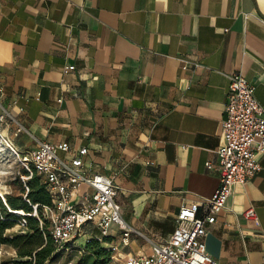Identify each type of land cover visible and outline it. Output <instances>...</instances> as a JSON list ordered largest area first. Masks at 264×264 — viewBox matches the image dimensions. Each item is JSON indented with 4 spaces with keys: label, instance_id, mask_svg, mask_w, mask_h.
I'll use <instances>...</instances> for the list:
<instances>
[{
    "label": "crops",
    "instance_id": "crops-1",
    "mask_svg": "<svg viewBox=\"0 0 264 264\" xmlns=\"http://www.w3.org/2000/svg\"><path fill=\"white\" fill-rule=\"evenodd\" d=\"M236 70L264 106V0H0L4 132L21 152L38 140L67 142L62 157L87 147L83 171L118 189L128 241L116 223L107 236L122 258L166 241L180 203L217 187ZM257 158L207 224L205 250L219 264H264V152ZM90 193L80 182L71 200ZM250 205L257 219L244 215Z\"/></svg>",
    "mask_w": 264,
    "mask_h": 264
},
{
    "label": "built area",
    "instance_id": "built-area-1",
    "mask_svg": "<svg viewBox=\"0 0 264 264\" xmlns=\"http://www.w3.org/2000/svg\"><path fill=\"white\" fill-rule=\"evenodd\" d=\"M227 77L224 116L220 121L221 143L216 151L219 167L217 187L207 198L182 201L176 213V225L168 239L154 243L149 253L126 256L123 264H219L205 250L203 237L207 224L213 222L226 205L232 185L247 180L260 169L257 153L264 152V106L255 96V84L238 70L228 73ZM4 115L9 116L6 110ZM20 127L18 124L16 129ZM2 138L22 165L23 198L30 203L26 195L27 180L34 173L40 175L45 183L51 203L43 204L42 211L49 217L50 232L58 245L75 238L88 224L99 229L100 239L107 235L114 223L124 229L122 242L127 243L130 229L126 228L120 214L117 186L112 177L105 173L83 171L82 156L87 151L86 146L77 148L68 157H62L58 151L67 152V142L38 140L33 147L21 152L8 137L3 135ZM211 164L210 160L206 161L208 167ZM80 182H85L91 188V193L89 198L75 203L71 195ZM6 193L9 191H4V195L0 193L3 203L19 217L11 228L16 232L24 231L26 215L38 217L37 203L31 204V211L11 208L6 202ZM243 213L248 218L257 219L252 205L245 208ZM39 220L42 221L40 217ZM112 248L115 249V246Z\"/></svg>",
    "mask_w": 264,
    "mask_h": 264
},
{
    "label": "trees",
    "instance_id": "trees-1",
    "mask_svg": "<svg viewBox=\"0 0 264 264\" xmlns=\"http://www.w3.org/2000/svg\"><path fill=\"white\" fill-rule=\"evenodd\" d=\"M27 185L26 195L30 203L22 195L11 193H6V202L11 208L23 211H31V204L37 203L38 217L26 215L27 223L24 231L7 234L6 230L11 228L19 217L6 208L0 197V244H10L14 248L15 256L10 260L11 264H53L62 252L57 251L58 244L53 239L50 229H47V221L42 220V205L51 203V198L40 175L34 173L27 180ZM22 189L25 191L23 186ZM109 240L107 235H103L100 239L95 235L87 237L83 242V247L73 248L80 252L73 264H108L111 249L101 244ZM66 261L68 262L69 259Z\"/></svg>",
    "mask_w": 264,
    "mask_h": 264
},
{
    "label": "rangeland",
    "instance_id": "rangeland-1",
    "mask_svg": "<svg viewBox=\"0 0 264 264\" xmlns=\"http://www.w3.org/2000/svg\"><path fill=\"white\" fill-rule=\"evenodd\" d=\"M0 182L5 186L6 191H9L11 194L22 195L23 189L21 186V177L20 174L23 173V168L19 162L17 156L5 145L3 142L2 136H6L4 132V127L6 123H9L8 116L4 115V108L0 104ZM36 216V215H34ZM42 220L47 221V229H50V221L47 215L42 216ZM92 231H97L93 229ZM91 228L88 229L85 226L82 227L80 234H77L75 238L67 241L63 245H58L57 251H61L60 254L53 262V264H73L75 259L78 257L80 252L74 250L73 248L77 247L80 244V247H83V242L89 236H93ZM17 233L12 228L7 232V234ZM104 247H109L111 249V258L108 264H123L124 258L119 255V250L113 244L102 243ZM115 246V249L112 248ZM70 254V255H69ZM15 256V250L10 244L1 243L0 244V264H11L10 260ZM69 257V258H67ZM69 259L67 262L66 260ZM71 262V263H69Z\"/></svg>",
    "mask_w": 264,
    "mask_h": 264
},
{
    "label": "bare ground",
    "instance_id": "bare-ground-1",
    "mask_svg": "<svg viewBox=\"0 0 264 264\" xmlns=\"http://www.w3.org/2000/svg\"><path fill=\"white\" fill-rule=\"evenodd\" d=\"M6 191L5 186L0 182V193L3 194V192ZM4 195V194H3Z\"/></svg>",
    "mask_w": 264,
    "mask_h": 264
}]
</instances>
